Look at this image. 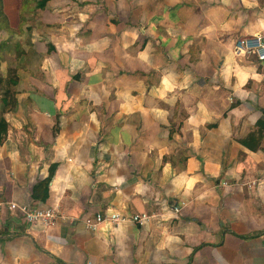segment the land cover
<instances>
[{
	"label": "crops",
	"instance_id": "1",
	"mask_svg": "<svg viewBox=\"0 0 264 264\" xmlns=\"http://www.w3.org/2000/svg\"><path fill=\"white\" fill-rule=\"evenodd\" d=\"M37 2L0 0V264H264V0Z\"/></svg>",
	"mask_w": 264,
	"mask_h": 264
},
{
	"label": "built area",
	"instance_id": "2",
	"mask_svg": "<svg viewBox=\"0 0 264 264\" xmlns=\"http://www.w3.org/2000/svg\"><path fill=\"white\" fill-rule=\"evenodd\" d=\"M236 52L244 53L245 55H252L256 58L258 63L264 62V28L256 35L239 41L236 45ZM261 81L264 83V72L259 74ZM9 209L11 211L17 210L22 214V218L25 224L28 225H41L44 228L51 227L55 224L56 220L60 217L58 210L55 208H32L18 207L15 204H10ZM176 213L179 212L178 208H175ZM127 219L121 217L119 214H111L109 216H102L100 214L93 218L83 219L85 227L89 230H96L97 226L105 221L125 222ZM149 220L146 214H136L129 218L130 222L137 224L138 226H144Z\"/></svg>",
	"mask_w": 264,
	"mask_h": 264
},
{
	"label": "trees",
	"instance_id": "3",
	"mask_svg": "<svg viewBox=\"0 0 264 264\" xmlns=\"http://www.w3.org/2000/svg\"><path fill=\"white\" fill-rule=\"evenodd\" d=\"M48 0H39V2H37L35 4V7L37 9H42L45 7L46 3ZM26 0H22V5L24 4V6H26ZM8 92L9 90H5L3 96L1 97V105L3 107L7 106V105H11V107H14L16 102L15 100H12V98H8ZM8 99L10 100L8 102ZM257 130L255 131L256 133H252L249 137H254L255 140L257 141L255 146H248V144L244 141L243 143L245 145H247L246 147H248L250 150L256 151L259 148V144L260 141L262 140L263 136H264V122H258L257 123ZM7 133V123L5 122V120L2 118V116H0V145L3 143L4 138L6 136ZM56 167L54 168L53 166L50 168L49 171V176L44 179L43 181H41L40 183H38L36 186H34L33 188V195L34 197H36L35 191L37 190H44L47 191L48 190V185L53 177L54 171H55ZM46 194V192H45ZM46 198V195H45ZM44 198V199H45Z\"/></svg>",
	"mask_w": 264,
	"mask_h": 264
},
{
	"label": "rangeland",
	"instance_id": "4",
	"mask_svg": "<svg viewBox=\"0 0 264 264\" xmlns=\"http://www.w3.org/2000/svg\"><path fill=\"white\" fill-rule=\"evenodd\" d=\"M26 6L30 5L31 3H29L31 0H26ZM29 3V4H28ZM36 3H34V6H35ZM33 5V4H32ZM246 39V38H245Z\"/></svg>",
	"mask_w": 264,
	"mask_h": 264
}]
</instances>
